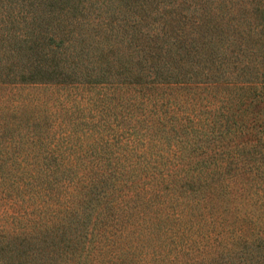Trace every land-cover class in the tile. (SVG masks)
Listing matches in <instances>:
<instances>
[{"label": "trees", "instance_id": "obj_1", "mask_svg": "<svg viewBox=\"0 0 264 264\" xmlns=\"http://www.w3.org/2000/svg\"><path fill=\"white\" fill-rule=\"evenodd\" d=\"M16 2L0 0V264H51L48 247L55 264H264V0L231 41L164 0H114L96 32L90 0Z\"/></svg>", "mask_w": 264, "mask_h": 264}, {"label": "rangeland", "instance_id": "obj_2", "mask_svg": "<svg viewBox=\"0 0 264 264\" xmlns=\"http://www.w3.org/2000/svg\"><path fill=\"white\" fill-rule=\"evenodd\" d=\"M93 4L92 5H86L84 2V6L86 8H88L89 10L93 11L91 12V15H89L91 18L89 20V24L87 23V25L91 28L94 29V31L96 32L98 30L97 28V24L99 21H101L100 17H105L109 15L108 9L110 11V13H113L114 10V0H90ZM164 4L163 6H160L162 10V8H165V11H167L168 13H172V14H176L178 16V19L180 20L181 18H183L184 16L188 17V27H194V26H202L203 27H207L209 25H223L224 28H222L224 30V35H225V39L228 41L230 39L234 40L233 37H235V40H238V35L239 32L235 31L232 29L231 26H235V29H242V28H247L249 26V24H253L255 23V20L252 18V16L250 15L251 11H253L254 7H252V2H254L255 0H213V4L210 5V0H164ZM171 1V2H170ZM16 2V0H12V3ZM18 4V2H16ZM114 4V5H113ZM17 7V6H15ZM16 9V8H15ZM177 9V10H176ZM207 10L209 11V13L211 14V17L214 19H207L205 22V17L203 19H199V16H205ZM14 11V10H13ZM124 15L126 16V14L128 15V13H126L123 9ZM249 13V14H248ZM191 14H194V22L191 21ZM95 15V16H94ZM244 16H248L249 20H247ZM156 17V15L154 14V18ZM129 18V17H128ZM125 20V19H123ZM123 20H119L121 21L120 23L124 24ZM127 23V22H126ZM208 23V24H207ZM214 23V24H213ZM237 23L240 25H237ZM230 24V25H229ZM155 27L157 26L154 25ZM239 26V27H238ZM96 27V28H95ZM229 29V33L230 35H226V31ZM139 30V29H137ZM136 29L134 28H129V30H125L126 31V35L127 37L125 38V42L123 43V45L121 46V51L124 52L123 54V58H124V63H129V66H133L136 70L140 69L139 66L137 65L138 63V58L139 56L137 55V47L135 46L134 49L127 51L126 50V45L125 43L127 41L133 40L135 43L137 42V38L138 36L140 37V35H135L136 34ZM141 30H143V28H141ZM84 32L86 34H89L90 31H88L87 29H84ZM234 34H231L233 33ZM135 35V36H134ZM125 37V36H124ZM192 37V36H191ZM216 38H218V40H220V38L222 37L221 35L219 36H215ZM120 41H122L124 38L122 36L119 37ZM118 38V39H119ZM135 45V44H134ZM220 53V52H219ZM219 53H214V55L212 56H207L204 55L203 58L206 59L202 60L205 61L204 66H200L202 68H209L211 72L214 73L215 68L217 67V63H219L220 61V57L216 56L215 54H219ZM221 55V53H220ZM223 56V55H221ZM195 68H193V66L189 63V69L191 70H196L197 66H194ZM199 67V68H200ZM125 69H128L127 66H125ZM200 71H202V69H200ZM221 73V72H220ZM88 106H86L87 109ZM113 151H115L116 149H112ZM1 226H7L6 223H1ZM24 225H21L20 229H23ZM7 231H10V227L7 226ZM3 234V232H1ZM81 233L83 234V231H81ZM30 248L29 245L25 244V245H20L19 246V250H26V248ZM45 252L49 253V256L47 259L49 260H54L56 259V262H59L60 260V253L58 252L57 248L53 249L51 251V248L48 247L47 249H45ZM26 259L25 257H20L18 255H16V263H25ZM56 262H52L51 264H55ZM42 264H47V263H42Z\"/></svg>", "mask_w": 264, "mask_h": 264}]
</instances>
